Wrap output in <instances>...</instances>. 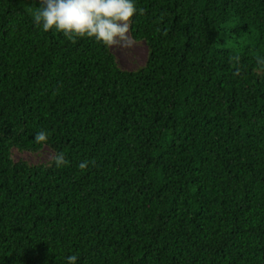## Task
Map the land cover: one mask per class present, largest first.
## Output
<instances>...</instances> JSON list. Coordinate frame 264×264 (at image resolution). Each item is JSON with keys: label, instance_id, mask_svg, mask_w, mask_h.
Listing matches in <instances>:
<instances>
[{"label": "trees", "instance_id": "16d2710c", "mask_svg": "<svg viewBox=\"0 0 264 264\" xmlns=\"http://www.w3.org/2000/svg\"><path fill=\"white\" fill-rule=\"evenodd\" d=\"M36 3L0 0V264H264V0H136L133 69Z\"/></svg>", "mask_w": 264, "mask_h": 264}, {"label": "clouds", "instance_id": "9594fccd", "mask_svg": "<svg viewBox=\"0 0 264 264\" xmlns=\"http://www.w3.org/2000/svg\"><path fill=\"white\" fill-rule=\"evenodd\" d=\"M141 11L136 0H37L32 20L45 32L51 30L70 39L92 38L111 47L129 40L131 18ZM257 62L264 65V57H257ZM34 139L46 141L48 133L38 131ZM65 162L62 154H56L57 166ZM87 163L82 161L79 167L84 168ZM65 261L76 264L77 256L69 254Z\"/></svg>", "mask_w": 264, "mask_h": 264}, {"label": "rangeland", "instance_id": "374dc122", "mask_svg": "<svg viewBox=\"0 0 264 264\" xmlns=\"http://www.w3.org/2000/svg\"><path fill=\"white\" fill-rule=\"evenodd\" d=\"M116 56L119 65L126 69H133L143 64L147 58V45L144 41H136L129 32V40L124 44L110 47ZM15 158L23 157L30 162L44 161L51 157V149L45 147L39 153L30 151L14 150Z\"/></svg>", "mask_w": 264, "mask_h": 264}]
</instances>
